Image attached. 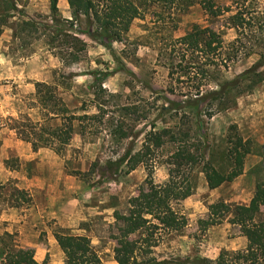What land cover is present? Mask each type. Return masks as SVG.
Segmentation results:
<instances>
[{
  "label": "rangeland",
  "instance_id": "rangeland-1",
  "mask_svg": "<svg viewBox=\"0 0 264 264\" xmlns=\"http://www.w3.org/2000/svg\"><path fill=\"white\" fill-rule=\"evenodd\" d=\"M202 1L141 0V15L133 19L121 40L109 48L85 38L86 53L72 64H64L51 53L43 38L26 50L14 42L13 27L19 12L5 21L0 18V256L15 245L32 248L39 263L64 264L65 254L54 237V232L60 231L88 237L102 264H117L113 257L118 234L114 214L127 213L128 199L145 184L147 170L139 164L127 172L124 165L116 167L108 160L141 149L149 131L168 128L177 138L179 133L186 134L198 160H208L221 171L229 168L227 150L236 137L249 138L251 151L244 158L242 173L213 189L207 186L202 163L192 167L193 192L173 205L187 223L179 230L162 232L150 256L191 264L196 257L215 260L221 251L246 248V237L227 221L228 216L205 229L198 221L207 218L210 203L247 204L257 182L264 180V73L257 83L248 79L238 85L227 83L221 97L208 96L209 91L248 69L257 56H240L220 71L213 64L209 66L201 94L204 102L213 104L212 116L206 115L205 103L198 109L162 108L168 100L183 103L196 97L189 91L193 81L185 76L175 81L176 75L167 66L169 58L177 56L170 50L172 40L193 24L213 27L226 43L236 36L233 28L224 26L223 19L207 17ZM211 1L229 5L233 0ZM253 1L264 11V0ZM57 6L62 17H70L66 0H58ZM18 9L29 16L46 17L49 0H19ZM36 82L56 85L63 103L77 114L83 112L78 110L82 104L88 114L97 112L96 103L103 108L100 120H87L86 133H74L61 153L51 147L33 150L4 126L8 118H17L20 113L38 116ZM99 85L102 90L94 101L92 91ZM95 126L98 132H93ZM174 146V141L166 140L150 153L154 183L167 179L166 161ZM256 217L264 220V205L257 209ZM224 257L227 264L241 262L232 254Z\"/></svg>",
  "mask_w": 264,
  "mask_h": 264
},
{
  "label": "trees",
  "instance_id": "trees-1",
  "mask_svg": "<svg viewBox=\"0 0 264 264\" xmlns=\"http://www.w3.org/2000/svg\"><path fill=\"white\" fill-rule=\"evenodd\" d=\"M57 1L49 0V14L41 17L29 16L18 9L19 0H0V18L5 21V18L13 17L14 13L19 12L20 16L14 23L12 33L14 42L18 41L20 47L26 50L34 41L43 38L48 50L64 64L76 63L84 57L87 48L85 38L110 48L112 42L122 39L133 19L139 17L142 11L141 0H66L70 10V17L66 18L60 15ZM201 3L209 19H223L224 26L233 28L236 36L226 43L221 32L213 27L193 24L188 32L172 40L170 50L172 53L176 52L177 56H171L167 66L176 75L175 81H179L182 76L193 81L189 91L195 92L193 94L196 97L183 103L168 100V104L162 108L166 111H179L186 106L198 109L205 103V113L210 117L214 112L213 104L204 102V95L201 94V82L208 74L210 65H215L220 71L240 56H257L256 61L233 80L223 82L218 89L209 91L208 96L215 99L223 95V87L227 83L238 85L242 80L248 79L254 84L263 80L264 11L253 0H233L229 5H215L211 0H203ZM260 68L263 70L259 71ZM101 90L99 85L92 91L94 101L98 100ZM34 99L38 107L37 117L20 113L17 118H8L9 122L4 124L15 131L18 138L28 142L33 150L51 147L61 153L74 133H86L87 120H100L104 114L99 103L95 104L97 112L86 113L85 104H82L78 110L83 112L77 114V111L70 110L63 103L57 94L56 85L46 82L35 83ZM217 109L223 108L221 106ZM75 122H78V131ZM93 132H98V127L95 126ZM175 135L177 134L170 128L151 130L141 149L132 154L126 152L115 160H108V164L116 167L124 165L127 172L139 164L144 165L147 170L145 184L128 199L127 213L114 214L118 234L113 257L117 264H184L179 259L158 261L150 254L162 232L179 230L187 223L184 214L173 205L192 194V167L202 163L207 186L213 189L240 175L244 158L251 151L249 138L236 137L227 150L229 168L221 171L208 160H198L197 154L190 148V139L186 138V134L179 133L180 138ZM166 140L175 142L174 150L166 161L168 177L162 183H154V161L150 153L165 144ZM17 191L22 193V190ZM262 205L264 180L257 182L247 204L224 201L210 203L207 218L198 221L200 227L205 229L209 225L219 224L228 216L227 221L239 227L241 234L247 239V245L243 251H221L215 260L196 257L191 264H227L224 256L229 254L241 259L240 264L264 263V220L256 217L257 209ZM136 233L139 234L136 238H130ZM54 237L65 254L64 264H102L88 237L60 231H55ZM0 259V264H45L34 259L32 248L15 245L7 247Z\"/></svg>",
  "mask_w": 264,
  "mask_h": 264
}]
</instances>
